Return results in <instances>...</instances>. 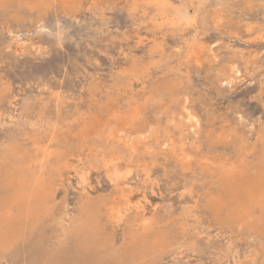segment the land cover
<instances>
[{
	"label": "rangeland",
	"instance_id": "obj_1",
	"mask_svg": "<svg viewBox=\"0 0 264 264\" xmlns=\"http://www.w3.org/2000/svg\"><path fill=\"white\" fill-rule=\"evenodd\" d=\"M11 2H0V209L30 165L56 185L57 215L0 248V264H264V207L248 204L264 178V0ZM56 125L61 164L41 170ZM92 216L88 231H64Z\"/></svg>",
	"mask_w": 264,
	"mask_h": 264
},
{
	"label": "bare ground",
	"instance_id": "obj_2",
	"mask_svg": "<svg viewBox=\"0 0 264 264\" xmlns=\"http://www.w3.org/2000/svg\"><path fill=\"white\" fill-rule=\"evenodd\" d=\"M85 0H71V2L67 3V8L66 10H69L70 12L75 10L79 5H81ZM0 2L8 3V5H11V0H0ZM17 2V1H16ZM41 3V2H40ZM228 3V2H227ZM15 4V3H14ZM48 4V3H47ZM96 4V3H95ZM33 5V4H32ZM35 5V4H34ZM54 5V4H52ZM228 5V4H227ZM44 6V5H43ZM46 7V6H44ZM11 9V8H10ZM202 9V8H201ZM227 9V8H226ZM138 10V9H137ZM203 10V9H202ZM209 10V9H208ZM75 12V11H74ZM219 12V11H218ZM147 15V14H146ZM190 17V16H189ZM183 18V17H182ZM186 19V18H185ZM29 20V19H28ZM33 21V20H32ZM221 22V21H220ZM31 23V22H30ZM32 25V24H31ZM29 26V25H28ZM27 26V27H28ZM47 27H44L43 30H46ZM204 29V28H203ZM252 34V33H251ZM64 36V35H63ZM217 48V47H216ZM211 48L208 49L210 52ZM212 51V50H211ZM213 54V53H212ZM210 55V54H209ZM241 55V54H240ZM238 55V56H240ZM253 57V56H252ZM257 57V56H256ZM215 58V57H214ZM253 59V58H252ZM263 62V61H262ZM222 65V64H221ZM235 65V64H233ZM248 65V64H247ZM231 66V64H230ZM206 68V67H205ZM216 68V67H215ZM239 70V69H238ZM221 71V70H220ZM227 73V72H226ZM236 73V72H235ZM234 74V73H233ZM152 76V75H151ZM226 76V75H225ZM164 77V76H163ZM151 78V77H150ZM170 78V77H169ZM226 78V77H225ZM149 79V78H148ZM159 80V79H158ZM220 80V79H219ZM227 80V79H226ZM133 81V80H132ZM225 81V80H224ZM175 83V82H174ZM229 83V81H228ZM231 84V83H230ZM229 84V85H230ZM131 85V84H130ZM106 89V88H105ZM60 92V91H59ZM98 92V91H97ZM101 92V91H100ZM168 92V91H167ZM170 92V91H169ZM197 92V91H196ZM104 93V92H103ZM102 93V94H103ZM128 93V92H127ZM147 96V95H146ZM179 96V95H178ZM195 96V95H193ZM166 97V96H165ZM199 97V96H198ZM143 98V97H142ZM188 98V97H187ZM44 99V98H43ZM143 100V99H141ZM163 101V100H162ZM47 102V101H46ZM155 102V101H154ZM103 103V102H102ZM188 103V102H187ZM186 103V104H187ZM194 105V104H193ZM200 106V105H199ZM112 107V106H111ZM187 107V106H185ZM183 107V108H185ZM195 107V106H194ZM192 108V107H191ZM66 109V108H65ZM189 110V108H187ZM208 110V109H207ZM109 111V110H108ZM111 111V110H110ZM211 111V110H210ZM160 112V110H159ZM164 112V111H163ZM208 112V111H206ZM173 113V112H172ZM170 113V114H172ZM194 113V112H193ZM211 113V112H210ZM108 115V114H107ZM201 115V114H200ZM205 115V114H203ZM173 116V114H172ZM207 116V115H206ZM119 117V116H118ZM161 117V116H160ZM198 117V116H197ZM97 118V117H96ZM128 118V117H127ZM165 118V117H164ZM185 120L187 122H191L193 126H189V129L192 128H197L198 123L196 121V117L192 113H186ZM215 120V119H214ZM175 121V120H174ZM158 122V121H157ZM199 122V121H198ZM12 124H15V118L12 119L11 121ZM167 123V122H166ZM161 124V123H160ZM174 124V123H173ZM184 124V123H183ZM170 125V124H169ZM215 125V124H214ZM124 126V125H123ZM154 126V125H152ZM174 126V125H173ZM207 126V125H206ZM35 127V126H34ZM45 127V125L41 124L40 128ZM165 127V126H164ZM185 127V126H184ZM202 127V126H201ZM157 128V127H156ZM174 128V127H172ZM206 128V127H205ZM233 128V127H232ZM179 129V128H178ZM53 130L55 134H53L50 138L49 141H47V147H40L41 150L43 151V157H39L35 161L36 166H40L41 170H44L48 167V165L53 161H61V157L58 154H55L49 146L56 142L60 134L58 133L60 131V126L56 125L53 127ZM89 130V129H88ZM193 130V129H192ZM151 131V130H150ZM153 131V130H152ZM172 131V130H171ZM194 131V130H193ZM196 131V130H195ZM194 131V132H195ZM87 132V131H86ZM156 132V131H155ZM181 132V130H180ZM202 132V131H201ZM116 133V132H115ZM150 133V132H149ZM153 134V132H151ZM136 134V133H135ZM177 134V133H176ZM211 134V133H210ZM133 135V134H132ZM157 135V134H156ZM227 135V134H226ZM87 136V135H86ZM108 136V134H107ZM154 136V135H153ZM181 136V135H180ZM94 137V136H93ZM104 137V136H103ZM161 137V136H160ZM240 137V136H239ZM184 138V137H183ZM199 138V137H198ZM138 139V138H137ZM155 139V138H154ZM220 139V138H219ZM89 140V139H88ZM234 140V139H233ZM20 141V140H19ZM201 141V140H200ZM215 141V140H214ZM164 142V141H163ZM177 142V141H176ZM141 143V142H140ZM170 143V142H169ZM148 144V143H147ZM161 144V143H160ZM202 144V143H201ZM18 145V144H17ZM163 145V144H162ZM54 146V145H53ZM124 146V145H123ZM131 146V145H130ZM170 146V145H169ZM107 147V146H106ZM116 147V146H115ZM168 147V146H167ZM173 147V146H172ZM155 148V147H154ZM127 149V148H126ZM165 149V148H164ZM211 149V148H210ZM219 149V148H218ZM225 149V148H224ZM230 150V149H229ZM157 152V150H155ZM219 152V150H218ZM113 153V152H112ZM160 155V154H159ZM133 156V155H132ZM137 156V155H136ZM155 156V155H154ZM188 157V156H187ZM110 158V156H109ZM118 158V157H117ZM126 158V157H125ZM261 158V157H260ZM259 158V159H260ZM263 158V157H262ZM261 158V159H262ZM111 159V158H110ZM179 159V158H178ZM150 160V159H149ZM114 162V161H113ZM59 164H61L59 162ZM164 164V163H163ZM108 165V164H107ZM115 167L117 164H113ZM171 165V164H170ZM66 162H62V169H67L70 168ZM181 166V165H180ZM24 167V166H22ZM57 167V166H56ZM169 166H167L168 168ZM236 167V166H235ZM60 169V168H59ZM72 169V168H71ZM32 166L26 165L24 168V175L21 177L20 180L16 181V185L8 184V186H12V194H11V199L5 203V205L0 209V248L5 249L6 247H11L13 246L19 238L23 237H28L33 234V231L36 226H38L43 218H46L47 215L53 216L55 218V215H57V212L53 211V206L51 204V199L53 195L55 194V188L56 185L54 184H47L45 183L41 177H36L35 179L31 177L32 174ZM61 170V169H60ZM88 171V170H86ZM63 172V171H62ZM58 170L57 174H59L60 178L62 177L63 173ZM70 172V171H69ZM128 172V171H127ZM126 172V173H127ZM178 172V171H177ZM202 172V171H201ZM242 173V172H241ZM128 176H131V172L127 173ZM12 176V175H11ZM34 176V175H33ZM170 176V175H169ZM185 176V175H184ZM238 176V175H236ZM9 177V176H8ZM113 180L116 182L117 186H120L121 183H124L127 178L124 174H122L120 171L117 169L115 170L113 174ZM82 178V177H81ZM204 178V177H203ZM233 178V177H232ZM6 179V178H5ZM53 179V178H52ZM83 179V178H82ZM12 180V179H11ZM237 180V177H236ZM53 183V181L51 180ZM239 182V180H238ZM49 183V182H48ZM258 183V182H257ZM204 184V183H203ZM240 184V183H239ZM142 185V184H141ZM244 185V184H243ZM256 185V184H255ZM150 186V185H149ZM15 188V189H14ZM255 188V187H254ZM253 188V189H254ZM258 189H261L258 198L256 200H251L250 203H248L251 207L253 206H260L264 207V178L262 182H259V185L256 187ZM255 188V189H256ZM117 189V188H116ZM115 189V190H116ZM124 190V189H123ZM114 191V190H113ZM245 191V190H244ZM253 190L250 188V192ZM258 191V190H257ZM243 192V191H242ZM8 193V192H7ZM120 193V192H118ZM223 193V192H222ZM249 193V192H247ZM200 194V193H199ZM239 194V190H236V196ZM246 194V191H245ZM258 194V193H257ZM113 195V194H112ZM224 195V194H223ZM229 195V194H228ZM247 195V194H246ZM105 196V195H104ZM211 196V195H210ZM248 196V195H247ZM110 197V196H109ZM117 197V196H116ZM124 197V196H123ZM225 199V198H224ZM111 200V199H110ZM112 201V200H111ZM117 201V200H116ZM124 201V200H123ZM187 201V200H186ZM240 201V200H239ZM238 202V201H237ZM123 203V202H122ZM244 203V202H243ZM255 205H254V204ZM112 204V203H111ZM208 204V203H207ZM238 204V203H237ZM247 204V203H246ZM247 204V205H248ZM116 205V204H115ZM147 205V204H145ZM145 205H141L138 207L140 210H145ZM244 205V206H247ZM112 206V205H111ZM238 206V205H237ZM129 207V206H128ZM234 207V206H233ZM56 208V207H55ZM223 208V207H222ZM237 208V207H236ZM235 208V209H236ZM240 208V206H238ZM242 208V207H241ZM245 208V207H244ZM243 208V209H244ZM247 208V207H246ZM245 208V209H246ZM249 208V207H248ZM255 208V207H254ZM129 209V208H128ZM127 209V210H128ZM242 214L244 215L245 212ZM14 210H17L18 213H14ZM111 210V209H110ZM241 210V209H240ZM239 210V211H240ZM249 210V209H248ZM53 211V212H52ZM114 216L121 218L119 219L122 220L124 217V214L122 212V209L119 207V209L114 208ZM231 211V210H230ZM238 211V212H239ZM112 212V211H111ZM241 212V211H240ZM237 213V211H236ZM239 214V213H238ZM235 215V214H234ZM256 215V214H254ZM261 215V214H260ZM68 217V215H67ZM94 216L90 217L92 221H86L82 224V222H74L70 218L64 219L61 222L64 225V231H70V230H75L77 229L79 232L81 231H88L89 227L93 225L94 222ZM89 218V216H88ZM230 218V217H228ZM245 218V217H244ZM259 218V217H258ZM84 221V220H83ZM263 221V220H262ZM95 223V222H94ZM247 223V222H246ZM259 223V222H258ZM131 226V224H129ZM253 225V224H251ZM260 225V224H259ZM135 227V226H134ZM247 227V226H246ZM244 228V227H243ZM237 229V228H236ZM135 230V229H134ZM235 230V229H234ZM93 231V229H92ZM158 238V237H157ZM189 240V239H188ZM258 241V240H257ZM190 244V243H189ZM191 245V244H190ZM193 245V244H192ZM214 246V245H213ZM3 247V248H2ZM194 248V247H193ZM173 253V252H172ZM124 256V255H123Z\"/></svg>",
	"mask_w": 264,
	"mask_h": 264
}]
</instances>
